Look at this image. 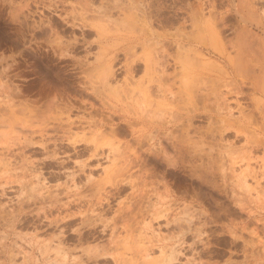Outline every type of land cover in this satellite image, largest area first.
Returning <instances> with one entry per match:
<instances>
[{"label": "rangeland", "instance_id": "rangeland-1", "mask_svg": "<svg viewBox=\"0 0 264 264\" xmlns=\"http://www.w3.org/2000/svg\"><path fill=\"white\" fill-rule=\"evenodd\" d=\"M146 258L264 264V0H0V264Z\"/></svg>", "mask_w": 264, "mask_h": 264}, {"label": "bare ground", "instance_id": "bare-ground-1", "mask_svg": "<svg viewBox=\"0 0 264 264\" xmlns=\"http://www.w3.org/2000/svg\"><path fill=\"white\" fill-rule=\"evenodd\" d=\"M59 42H60V41H59ZM59 42H57V43L54 45V47H52L53 49L55 48L54 50H61V49H63V47H65V45L62 44L63 42H60V43H59ZM53 44H54V43H53ZM66 46L68 47L67 44H66ZM66 50H67V49H66ZM23 51H24L23 54L27 57V55H26V54L28 53L27 50H23ZM61 52H62V51H61ZM59 53H60V52H59ZM161 56H162V55H161ZM163 56H164V54H163ZM166 56H167V55H166ZM166 56H165V57H166ZM156 57H157V56H156ZM167 57H168V56H167ZM162 58H163V57H162ZM171 58H172V57H171ZM173 58H175V57H173ZM96 59H97V58H96ZM153 59H154V58H153ZM159 59H161V57H160ZM155 60H156V61H155L156 66H157L158 64H161V65H162V66L160 65L161 68H162V69L160 68V70L163 71L164 68H165L166 66L168 67L167 62H166L167 59L165 60V58H164V59H163L164 61H161V60H162V59H161L160 62H159V60L157 61V58H156ZM172 60H173V59H172ZM176 60H177V58H176ZM170 61H171V60H170ZM83 62H84V61H83ZM168 62H169V61H168ZM171 62H172V61H171ZM152 63H153V62H152ZM155 63L152 64L153 67H151L152 65H150V67H151L152 69H155V68H156ZM146 64H147V63H146ZM149 64H150V62H149ZM149 64H147V65H149ZM175 64H176V63H175ZM84 65H85V63H84ZM102 65H103V64H102ZM123 65H124V64H123ZM147 65H146V67H147ZM169 65H170V64H169ZM75 66H76V64H75ZM107 66H108V65H107ZM128 66H129V65H128ZM154 66H155V67H154ZM158 66H159V65H158ZM158 66H157V68H158ZM160 66H159V67H160ZM163 66H164V68H163ZM73 67H74V66H73ZM76 67H77V66H76ZM76 67H75V69H78V68H76ZM79 67H81V69H82V66H79ZM111 67H112V66H111ZM124 67H125V66H124ZM134 67H135V66H134ZM136 67H137V65H136ZM105 68H106V67H105ZM108 68H109V67H107L106 69H108ZM126 68H127V69L129 68L128 71L130 70V67H126ZM79 69H80V68H79ZM106 69H105V70H106ZM131 69H132V68H131ZM134 69H135V68H134ZM134 69H133V70H134ZM148 69H149V67H148ZM148 69H146V70H148ZM47 70H48V69H47ZM108 70H111V69H108ZM108 70H107V71H108ZM112 70H113V69H112ZM112 70H111V72H113ZM156 70H157V69H155V71H156ZM160 70H159V71L157 70V72L162 73V72H160ZM165 70H167V69L165 68ZM63 71H64V70H63ZM75 71H76V70H75ZM83 71H84V69H83ZM103 71H104V69H103ZM107 71H106V74H107ZM84 72H85V71H84ZM163 72H164V71H163ZM167 72H168V71H167ZM175 72H176V71H175ZM180 72H181V71H180ZM58 73H59V72H58ZM63 73H64V72H63ZM72 73H73V72H72ZM103 73L105 74V72H103ZM126 73H127V72H126ZM129 73H130V72H129ZM172 73H173V72H172ZM45 74H47L48 76H51V77H52V72H51V71H50V72L45 71ZM108 74H109V71H108ZM127 74H128V73H127ZM162 74H163V73H162ZM164 74H166V73H164ZM168 74H169V73H168ZM168 74H166V76H167ZM173 74H174V73H173ZM177 74H178V73H177ZM62 75H63V74H62ZM67 75H68V74H67ZM75 75H76V72H75ZM154 75H155V74H154ZM65 76H66V75H65ZM65 76L63 75V77H65ZM68 76H69V75H68ZM78 76H79V75H78ZM104 76L106 77V75H104ZM166 76H161V77H158V78H157V75H155L154 78H155V77H156V78H155V79L153 78L154 81H156V84H157V85H153V87H154V86H157V89H156V90L159 92L158 96L161 97V98H158L160 101L157 102V105H156V103H155V105H154V106H157V108H159L158 111H157V109H156V110L153 109V110L156 111V113L159 114L158 116L163 115L164 112H167L165 109L168 108V107L170 106V104L175 103V101L178 100V99H177L178 97H176L177 93H175L177 90L174 91L175 88H174V87L172 88V84H171L172 81L169 83V80H172V78H170V79L168 78V77L171 76V73H170V76H169V75H168V77H166ZM173 76H174V75H173ZM46 77H47V76H46ZM53 77H54L55 79H57V82L60 81L59 83L64 84V86H65V84H66V87L68 86V87H67L68 89H69V86L71 85V83H72V85H71L72 88H73V84H76V83H77V82H74V81H76V79H75L74 81L69 80V79H68V80H67V79L65 80L66 77L63 78V77H60V76L58 77V78H59V79H58V78H56V77L54 76V74H53ZM72 77H73V75H72ZM149 77H150V79H152L151 77H153V76L151 75V76H149ZM174 77H175V76H174ZM174 77H173V78H174ZM54 78H53V79H54ZM75 78H77V77L75 76ZM47 79H48V78H47ZM53 79H52V80H53ZM73 79H74V78H73ZM81 79H82V78H81ZM175 79H176V78H175ZM175 79H174V80H175ZM174 80H173V81H174ZM144 81H145V80H144ZM150 81H153V80H150ZM52 82H53V81H52ZM82 82H83V81H82ZM142 82H143V81H142ZM85 83H86V82H85ZM77 84H78V83H77ZM77 84H76V86H77ZM79 84H80V83H79ZM151 84H153V83H151ZM173 84H174V82H173ZM176 84H177V83H176ZM56 85H57V84H56ZM54 86H55V85H54ZM71 86H70V87H71ZM80 86H81V88H83L84 85L82 86V84H80ZM149 86H150V85H149ZM66 87H65V88H66ZM84 87H85V86H84ZM144 87H145V86H144ZM74 88H75V87H74ZM76 88H77V87H76ZM76 88H75V89H76ZM78 88H79V87H78ZM78 88H77V89H78ZM151 88H152V87H151ZM70 89H71V88H70ZM83 89H84V88H83ZM88 89H89V88H88ZM128 89H129V88H128ZM149 89H150V87H149ZM153 89H154V88H153ZM153 89H152V90H153ZM80 90H81V94H82V95H83L84 93H86L85 90H84V91H83L82 89H80ZM80 90H79V91H80ZM124 90H125V88H124ZM133 90H135V89L132 88V89H131V92H132ZM179 90H181V89H179ZM77 91H78V90H77ZM79 91H78V92H79ZM138 91H139V90H138ZM150 91H151V89L149 90V92H150ZM154 91H155V89H154ZM62 92H63V91H62ZM125 92L128 93V92H127V87H126V91H125ZM129 92H130V89H129ZM158 92H156V93H158ZM68 93H69V92H68ZM132 93L134 94V91H133ZM135 93H136V92H135ZM139 93H141V92H139ZM156 93H155V94H156ZM87 94H88V93H87ZM87 94H84V96L87 95ZM97 94H98V93H97ZM78 95H80V93H79ZM88 96H90V95L88 94ZM88 96H87V97H88ZM128 96H129V94H128ZM154 96H155V95H154ZM92 97H93V96L91 95L90 98H92ZM179 97H180V96H179ZM93 98H94V97H93ZM92 100H93V99H92ZM79 101H80V100H79ZM149 101H150V100H149ZM149 103H150V102H149ZM55 104H56V103H55ZM57 104H58V103H57ZM151 104H152V102H151ZM153 104H154V103H153ZM153 104H152V105H153ZM59 105H60V104H59ZM154 106H153V107H154ZM40 109H41V108H40ZM163 111H164V112H163ZM169 111H170V110H169ZM149 112H150V111H149ZM162 112H163V113H162ZM172 112H173V111H172ZM176 112H177V111H176ZM38 113H39V112H38ZM41 113H43V112H41ZM44 113H45V112H44ZM90 113H91V112H90ZM150 113H151V112H150ZM153 113H154V112L152 111V114H153ZM165 114H167V113H165ZM165 114L163 115V117L165 116ZM39 115H40V113H39ZM169 115H171V114H169ZM172 115H173V114H172ZM90 116H91V115H90ZM149 116L151 117V115H149ZM152 116H155V114L152 115ZM182 116H183V115H182ZM156 117H157V116H156ZM156 117H155V118H156ZM160 117L163 118L162 116H160ZM151 118H153V117H151ZM171 118H174V117L172 116ZM171 118H170V119L168 118L169 121L166 120L165 117L163 118V120L161 119L162 121H160V122H154V121H152V120L150 121V123H149V127H150V128H153V129L155 130V135L152 136L153 138H160L161 135H162L161 137H163V138H164V137L167 138V136H169V135H167V134H170L169 130H170L173 126H175L176 123H177V121H173ZM50 119H51V118H50ZM69 119H70V118H68V120H69ZM81 119H82V118H81ZM158 119H159V118H158ZM190 119H191V118H190ZM66 120H67V119H66ZM174 120H176V119H174ZM186 120H188V119H186ZM74 121H75V120H74ZM83 122H84V121H83ZM91 122H94V121H91ZM60 123H62V122H60ZM60 123H59V124H60ZM65 123H66V122H65ZM73 123H75V122H73ZM185 123H186V121H185ZM57 124H58V123H57ZM63 124H64V123H63ZM75 124H76V123H75ZM95 124H96V123H95ZM81 125H82V124H81ZM81 125H80V126H81ZM185 125H186V124H185ZM191 125H192V124H191ZM191 125H190V126H191ZM51 126H52V125H51ZM62 126H63V125H62ZM62 126L60 127V125H59V127L61 128V130H62V128H63ZM77 126H78V125H77ZM92 126H93V125H92ZM186 126H187V125H186ZM42 127H43V126H42ZM57 127H58V126H56V130L58 129ZM177 127H179V126H177ZM44 128H45V127H44ZM48 128H49V127H48ZM50 128H51V127H50ZM52 128H53V131H54V130H55V129H54L55 127L53 126ZM68 128H71V127H68ZM72 128H75V127H73V125H72ZM46 129H47V128H46ZM46 129H45V131H46ZM172 129H173V128H172ZM174 129H175V127H174ZM174 129H173L172 131H174ZM176 129H177V128H176ZM41 130H44V129L41 128ZM59 130H60V129H59ZM66 130H69V129H65V131H66ZM154 130H152V131H154ZM53 131H49L48 134H50V132L52 133ZM176 131H177V130H176ZM41 132H42V131H41ZM47 132H48V130L46 131V133H47ZM54 132H55V131H54ZM56 132H57V131H56ZM60 132H61V131H60ZM69 132H70V131H68V133H69ZM72 132H73V131H72ZM174 132H175V131H174ZM174 132H173V133H174ZM42 133L45 134V132H42ZM65 133H66L65 135H66L67 137H68L69 134H71V135L73 134V133H71V132H70L69 134H68L67 132H65ZM152 133H153V132H152ZM57 134H58V133H57ZM51 135H52V134H51ZM51 135H50L49 137H51ZM53 135H54V134H53ZM151 135H152V134H151ZM166 135H167V136H166ZM170 135H171V134H170ZM56 136L58 137L59 135H56ZM61 136H64V132H63V135H61ZM76 136H77V135H76ZM76 136H75V137H76ZM171 136H172V135H171ZM175 136H176V135H175ZM53 137H54V136H53ZM67 137H66V138H67ZM97 137H98V135H97ZM169 137H170V136H169ZM178 137H179V136H178ZM47 138H48V137H47ZM55 138H56V137H55ZM55 138H54V139L52 138V139L55 140ZM62 138H63V137H62ZM66 138H65V139H66ZM153 138H152V139H153ZM174 138H175V137H174ZM48 139H49V138H48ZM48 139H47V140H48ZM52 139H50V141H51ZM57 139H59V138H57ZM57 139H56V140H57ZM67 139H70V137L67 138ZM81 139H82V138H80V140H81ZM84 139H85V138H84ZM84 139H83V140H84ZM88 139H89V138H88ZM88 139H86V140H88ZM97 139H98V138H97ZM149 139H150V138H149ZM170 139H171V137H170ZM170 139L168 138V140H167L166 142H168ZM53 140H52V141H53ZM150 140H151V139H150ZM153 140H154V139H153ZM161 140H162V139H161ZM174 140H175V139H173L172 142H169V143H171L173 149H174V147H175V148H177V149L179 150V148L181 147V146H180V144H181L180 141H181V140H178V141H179L178 143H180V144L176 143L177 140H175V141H174ZM48 141H49V140H48ZM78 141H79V138H78ZM159 141H160V140H159ZM170 141H171V140H170ZM72 142H74V140H73ZM83 142H84V141H83ZM95 142H96V140H95ZM95 142H94V143H95ZM157 142H158V141H157ZM163 142H164V141H163ZM77 143H78V142H77ZM182 143H183V141H182ZM71 144H72V143H71ZM73 144H74V143H73ZM75 144H76V143H75ZM96 144H97V143H96ZM150 144H151V143H150ZM177 144L179 145V147H177ZM92 145H93V143H92ZM94 145H95V144H94ZM158 145H159V146H162V145H160V144H158ZM171 145H170V146H171ZM152 146H153V143H152ZM152 146H151V147H152ZM155 146H156V145H155ZM182 146H183V145H182ZM95 147H97V146L95 145L93 148H95ZM151 147H150V148H151ZM167 147H168V146H166V147H163V146H162V148L164 149V151H165V148H167ZM153 148H154V146H153ZM157 148L160 149L161 147H158V146H157ZM181 148H182V147H181ZM181 148H180V149H181ZM151 149H152V148H151ZM151 149H149V150H151ZM158 149H157V150H158ZM163 149H161L162 151H160L158 154H160L161 152H164ZM59 150H60V149H59ZM79 150H80V149H79ZM153 150H156V149L154 148V149H152L151 151H149V152H151V153H149V154H152ZM175 150H176V149H175ZM102 151H103V150H102ZM166 151H167V150H166ZM166 151H165V153H167ZM171 151H172V150H171ZM179 151H180V150H179ZM84 152H85V151H84ZM142 152H144V151H142ZM154 152L156 153V151H154ZM154 152H153V153H154ZM171 153H172V152H171ZM156 154H157V153H156ZM167 154H168V153H167ZM92 155H93V151H92ZM97 155H98V154H97ZM152 155H153V154H152ZM163 155H164L163 159H161L160 156L158 157V155H157V156H156V155H153V156H155V159H153V161H154V165H155L156 167H159V166H160V167L163 168V166H164V168H165V163H166V161H164V158H166L167 155L162 154L161 156H163ZM179 155H180V154H179ZM98 156H99V155H98ZM165 156H166V157H165ZM169 156H170V155H169ZM96 157H97V156H96ZM151 157H152V156H151ZM151 157H149V158H151ZM157 157H158V158H157ZM70 158H71V157H70ZM75 158H76V157H75ZM91 158H92V157H91ZM156 158H157V159H156ZM150 160H151V159H150ZM165 160H166V159H165ZM170 160H171V158H170ZM67 161H68V160H67ZM151 161H152V160H151ZM69 162H70V161H69ZM83 162H84V161H83ZM75 163H77V162H75ZM166 164H167V163H166ZM152 165H153V164H152ZM80 166H81V165H80ZM85 166H86V165H84V167H85ZM95 166H96V165H95ZM167 166H168V165H167ZM80 168H82V167H80ZM82 169H83V168H82ZM80 170H81V169H80ZM164 170H165V169H164ZM74 172H75V171H74ZM80 172H81V171H80ZM166 172H167V170H166ZM76 173H77V172H76ZM72 174H74V173H72ZM110 175H111V173H110ZM116 175H117V174H116ZM150 175H151V174H150ZM154 175H155V174H154ZM169 175H170V174H169ZM111 177H112V175H111ZM161 177H162V176H161ZM167 177H168V176H167ZM105 178H106V177H105ZM108 179H109V178H107V180H108ZM86 180H87V179H86ZM111 181H113V180H111ZM107 182H109V180H108ZM95 183H96V182H94V184H95ZM104 183H105V182H104ZM86 184H87V183H86ZM90 184H91V183H90ZM96 184H97V183H96ZM92 185H93V184H92ZM96 186H97V185H96ZM98 186H100V185H98ZM104 186H105V185H104ZM85 187H86V186H85ZM97 188H98V190H99V187H97ZM103 188H104V187H103ZM84 189H86V188H84ZM87 189H88V188H87ZM101 189H102V187H101ZM101 189H100V190H101ZM73 192H74V191H73ZM85 192H86V191H85ZM80 193H83V192L80 191ZM69 194H70V193H69ZM76 194H77V193H76ZM76 194H75V195H76ZM83 194H84V193H83ZM75 195H74V197H75ZM84 195H85V194H84ZM76 196H79V195H76ZM81 196H82V195H81ZM70 198H72V197H70ZM77 198H78V197H77ZM83 198H84V197H83ZM79 199H80V198H79ZM75 200H76V199H75ZM76 201H77V200H76ZM56 202H57V201H56ZM71 202H72V201H71ZM57 203H58V202H57ZM52 204H53V203H52ZM55 204H56V203H55ZM91 204H93V206H94V203H93V202H92ZM87 206H88V204H87ZM89 206H90V205H89ZM89 206H88V209L90 208ZM154 207H155V206H153V208H154ZM85 208H86V207H85ZM165 208H167V207H165ZM150 209H151V208H150ZM85 210H86V209H85ZM80 211H81V210H80ZM87 211H88V210H87ZM157 211H158V209H157ZM157 211H154L153 214H155V212H156V214H159V213H160V211H158L159 213H157ZM161 211H163V210L161 209ZM98 212H99V211H98ZM81 213H83V211H82ZM161 213H162V212H161ZM86 215H87V214H86ZM91 215H92V214H91ZM93 215H94V214H93ZM163 215H164V214H163ZM84 216H85V215H84ZM84 216H82V217H84ZM87 217H88V215H87ZM90 217H91V216H90ZM96 217H97V216H96ZM156 217H157V216H156ZM153 218H155V217H153ZM82 219H84V218H82ZM84 220H85V219H84ZM84 220H82L83 223L85 222ZM86 220H88V219H86ZM72 221H73V220H72ZM86 222H87V221H86ZM92 222H93V221H92ZM71 224H72V223H71ZM72 226H73V225H72ZM72 230H73V229H72ZM58 232H59V231H58ZM62 233H63V231H62ZM80 233H81V232H80ZM81 234H82V233H81ZM68 236H69V235H68ZM162 237H163V236H162ZM164 238H166V236H165ZM162 239H163V238H162ZM58 240H59V239H58ZM163 240H164V239H163ZM55 241H56V240H55ZM61 242H62V241H61ZM61 242H58V245L55 246V250H56L57 247L60 249V250H59V249L57 248V250L55 251V253L58 252V251H59V253H60V251H61V247H59V246H61V244H59V243H61ZM81 244H82V243H81ZM62 247H64V246H62ZM161 247H162V246H161ZM164 247H167V246H164ZM84 249H85V248H84ZM86 249H87V248H86ZM89 249H90V248H89ZM89 249H87V250H89ZM163 249H164V248H163ZM63 250H64V249H63ZM63 250H62V251H63ZM87 250H83L84 253H86V252L88 253L89 251H87ZM148 250H149V249H148ZM161 250H162V249H161ZM165 250H166V249H165ZM95 251L98 253V250H95ZM145 251H146V250H145ZM64 252H65V251H63V252L61 253V255L65 257V255H66L67 253L65 254ZM87 253H86V254H87ZM92 253H93V251H92ZM161 253H164V251L162 250ZM82 254H83V252H82ZM93 254H94V253H93ZM90 255H91V254H90ZM146 255H147V256H146ZM146 255H144V256H145V257H148V256H149V258H150V253H147V252H146ZM66 256H67V255H66ZM77 256H78V255H77ZM77 256L75 257L74 260H76V258H78ZM81 256H82V255H81ZM91 256H92V255H91ZM166 256H167V255H166ZM79 257H80V256H79ZM65 258H66V257H65ZM65 258H64V259H65ZM149 258H148V259H149ZM66 259H67V258H66ZM82 260H83V258H82ZM144 260L146 261L145 264H156V263H157V262H155L156 260H154V259H153V260H152V259H149L148 262H147V258L144 259ZM144 260H143L141 263L144 264ZM161 260H162V259H161ZM60 261L62 262V260H60ZM60 261H59V262H60ZM80 261H81V259H80ZM127 261H128L127 264H130L129 260H127ZM159 261H160V260H159ZM56 262H57V261H56ZM78 262H79V261H78ZM82 262H83V261H82ZM131 262H132V259H131ZM161 262H162V261H161ZM159 263H160V262H159ZM57 264H58V263H57ZM77 264H78V263H77ZM133 264H134V262H133ZM136 264H137V263H136Z\"/></svg>", "mask_w": 264, "mask_h": 264}]
</instances>
